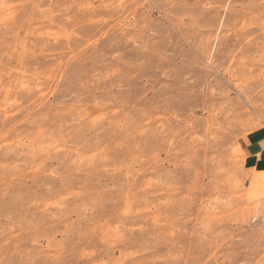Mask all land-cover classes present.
<instances>
[{"label": "rangeland", "instance_id": "rangeland-1", "mask_svg": "<svg viewBox=\"0 0 264 264\" xmlns=\"http://www.w3.org/2000/svg\"><path fill=\"white\" fill-rule=\"evenodd\" d=\"M264 0H0V264H264Z\"/></svg>", "mask_w": 264, "mask_h": 264}, {"label": "crops", "instance_id": "crops-1", "mask_svg": "<svg viewBox=\"0 0 264 264\" xmlns=\"http://www.w3.org/2000/svg\"><path fill=\"white\" fill-rule=\"evenodd\" d=\"M242 152L250 167L264 171V132L258 131L247 137Z\"/></svg>", "mask_w": 264, "mask_h": 264}]
</instances>
